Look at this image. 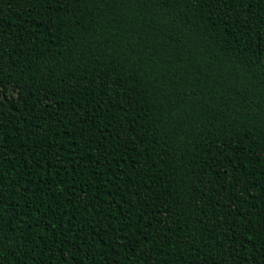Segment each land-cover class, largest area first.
<instances>
[{"label": "trees", "instance_id": "16d2710c", "mask_svg": "<svg viewBox=\"0 0 264 264\" xmlns=\"http://www.w3.org/2000/svg\"><path fill=\"white\" fill-rule=\"evenodd\" d=\"M0 264H264V0H0Z\"/></svg>", "mask_w": 264, "mask_h": 264}]
</instances>
